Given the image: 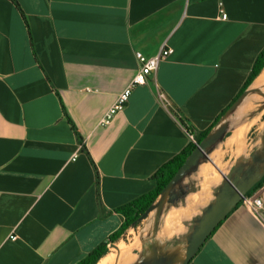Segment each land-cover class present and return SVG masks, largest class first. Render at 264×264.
Here are the masks:
<instances>
[{
    "label": "crops",
    "instance_id": "1",
    "mask_svg": "<svg viewBox=\"0 0 264 264\" xmlns=\"http://www.w3.org/2000/svg\"><path fill=\"white\" fill-rule=\"evenodd\" d=\"M163 46L173 51L103 124L141 67L136 52ZM263 49L264 0H0V264H78L108 241L124 221L118 207L152 191L157 170L213 129ZM263 129L254 93L213 150L226 172ZM209 173L167 205L160 242L167 218L164 233L177 237L213 199L222 179ZM106 256L119 264L113 252L99 262ZM188 264H264V225L236 205Z\"/></svg>",
    "mask_w": 264,
    "mask_h": 264
},
{
    "label": "water",
    "instance_id": "2",
    "mask_svg": "<svg viewBox=\"0 0 264 264\" xmlns=\"http://www.w3.org/2000/svg\"><path fill=\"white\" fill-rule=\"evenodd\" d=\"M254 93L264 97V85L249 86L239 95L177 169L156 201L140 216L141 220L152 216V223L148 228V236L142 237V251L139 257L131 264H188L212 231L263 178L264 129L260 145L248 157L240 156L227 173L220 171L222 181L215 190L213 199L193 219L190 229L176 237L177 243L167 247L159 241L157 234L165 208L168 204H176L190 192L186 178L196 171L203 161L210 159L209 154L229 130L231 115ZM111 245L119 249L116 243Z\"/></svg>",
    "mask_w": 264,
    "mask_h": 264
},
{
    "label": "trees",
    "instance_id": "3",
    "mask_svg": "<svg viewBox=\"0 0 264 264\" xmlns=\"http://www.w3.org/2000/svg\"><path fill=\"white\" fill-rule=\"evenodd\" d=\"M263 68H264V49L260 52V54L256 58L253 67L249 73V76L246 80L243 90L247 88L250 84H252L254 79L261 73ZM208 131L209 130L201 133L198 136L197 143L200 142L206 136ZM197 143L190 142L180 153L176 154L173 158H171L168 162H166L162 167H160L157 170L155 176L157 179V185L152 191L145 193L140 197H137L129 201L128 203L118 207V210L124 215V221L121 224V226L112 235H110L108 241L102 242L97 247H95L78 264H97L103 256L109 253L108 242H113V243L116 242L129 227L131 226L135 227L139 225V223L142 221L140 219V216L152 203L156 201L161 190L166 186V184L175 174L177 169L183 164V162L186 160L188 155L194 150V148L197 146ZM263 182H264V176L247 192V194L253 192ZM240 203L241 201L238 204ZM214 230L212 231V233L214 232Z\"/></svg>",
    "mask_w": 264,
    "mask_h": 264
},
{
    "label": "rangeland",
    "instance_id": "4",
    "mask_svg": "<svg viewBox=\"0 0 264 264\" xmlns=\"http://www.w3.org/2000/svg\"><path fill=\"white\" fill-rule=\"evenodd\" d=\"M261 99H264V97L261 96ZM217 151L218 150H215L210 154V157L212 158L214 163L209 161V160H205L199 166V168L192 174L191 177H196V179L191 178L190 186H189L190 191L194 192L197 188H200V186H203V182L208 180V178H209V177L206 178V176H207L206 174L208 173V175H209L210 171L212 173H214V175L216 177H218L217 179H222L221 173H219V171L217 170V167L214 165L216 163V165H218V167L223 172H226L227 168H226L225 163L222 162L221 158L218 155L216 157L214 156V153H216ZM208 170H210V171H208ZM192 179H194V180H192ZM197 182L199 183L198 185H196ZM195 192H197V191H195ZM195 200H198V197L195 194L191 195V197L189 196L190 202L195 201ZM201 212H202L201 210H199V211L197 210L196 216H198ZM180 213L178 214V211H174L169 215V219L173 224H174V221L176 220V218L181 215ZM193 219H188L186 226L183 223H181V224H183V225H181L182 231L180 232V234H178V236L186 233L190 229L192 222H193ZM167 220H168V218H167ZM167 220L164 221V223L162 225V231L160 233V237L162 236V239H160V240H162L161 242L164 243L167 247H171L177 243V240H176V237L169 235V233L168 234L166 232L164 233V230L168 229L167 228V226H168ZM151 223H152V216H149L146 219H142V221L139 223V225H137L135 227L132 226L131 228H129L125 232L124 235H122L116 242H114L116 244H122L123 246H126L128 248L129 263H127V264L133 263L139 257V254L141 251V245H142L141 240H140V234L143 231H145L147 228H149ZM169 225H172V224L169 223ZM171 228H172V226H171ZM111 243H113V242H111ZM109 252H113L114 254H116L118 256L119 264H126V252H125V250H123L122 248L117 249L116 247L111 245V248L109 247Z\"/></svg>",
    "mask_w": 264,
    "mask_h": 264
},
{
    "label": "built area",
    "instance_id": "5",
    "mask_svg": "<svg viewBox=\"0 0 264 264\" xmlns=\"http://www.w3.org/2000/svg\"><path fill=\"white\" fill-rule=\"evenodd\" d=\"M222 18H227V13L223 8L220 9ZM173 51L170 47H162V49L154 56L146 57L141 51L136 52L137 58L141 61V67L130 81V83L118 94L116 100L105 112L104 116L101 119L103 124L110 123L115 115L122 111L131 95L132 89L137 84H145L149 81V76L152 72L156 71L160 62L164 60L171 52ZM157 85V83H156ZM157 97L159 101L164 104H169L170 100L166 93L160 89L157 91ZM190 138L194 139V135L190 132ZM78 153H74V157ZM241 203L252 213V215L257 218L262 225H264V182L261 183L253 192L250 194H245ZM13 239H16L17 236L13 235ZM111 242L108 243V246L111 248Z\"/></svg>",
    "mask_w": 264,
    "mask_h": 264
},
{
    "label": "bare ground",
    "instance_id": "6",
    "mask_svg": "<svg viewBox=\"0 0 264 264\" xmlns=\"http://www.w3.org/2000/svg\"><path fill=\"white\" fill-rule=\"evenodd\" d=\"M257 83L264 84V72L257 79ZM261 84H259V85H261ZM217 170L220 173V170H219L218 167H217ZM147 236H148V228H147V230L145 232H143V234L142 233L140 234L141 243H142V237L146 238ZM157 236H158V234H157ZM117 245L119 246V248H122L123 250H125V252H126V264L129 263V251H128V248L126 246H123L122 244H117ZM141 251H142V245H141ZM114 260L115 259L113 257H107L106 256L98 264H113L114 263Z\"/></svg>",
    "mask_w": 264,
    "mask_h": 264
}]
</instances>
